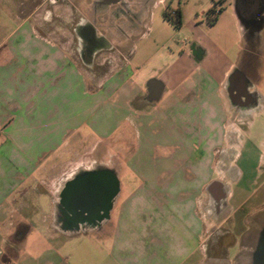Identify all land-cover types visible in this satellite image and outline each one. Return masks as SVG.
Returning a JSON list of instances; mask_svg holds the SVG:
<instances>
[{
  "label": "crops",
  "instance_id": "1",
  "mask_svg": "<svg viewBox=\"0 0 264 264\" xmlns=\"http://www.w3.org/2000/svg\"><path fill=\"white\" fill-rule=\"evenodd\" d=\"M173 1L152 0L132 17L135 28L119 35L90 30L99 44L84 56L76 28L74 44H63L33 26L31 14L7 34L0 58V264H202L212 228L233 220L235 239L247 233L253 194L232 207L240 177L225 194L213 164L235 146L228 118L251 107L234 106V78L246 88L251 82L228 55L245 49L238 43L249 33L235 0H176L178 29L163 17ZM209 2L219 3L212 25L186 12ZM102 15L94 20L106 23ZM162 24L173 37L187 31L190 42L162 51L171 41L160 36ZM218 28L233 34V45L215 38ZM115 135L119 156L110 149L102 161L70 166L79 148ZM82 182L100 191L108 184L107 205L87 222L66 207ZM210 200L217 203L212 216ZM39 210L43 218L32 220Z\"/></svg>",
  "mask_w": 264,
  "mask_h": 264
},
{
  "label": "rangeland",
  "instance_id": "2",
  "mask_svg": "<svg viewBox=\"0 0 264 264\" xmlns=\"http://www.w3.org/2000/svg\"><path fill=\"white\" fill-rule=\"evenodd\" d=\"M93 1L94 0H0V58L5 54L4 51L7 45L5 40L7 34L13 27L21 22V20L18 19L20 16H28L29 14H31V19H29V21L33 26L43 28L46 32L48 31L51 38L63 44H70L71 42L74 44L75 36L72 34L74 28L78 26L77 24L82 23V19H84V22L89 19ZM149 2H152V0H149ZM177 3L178 2L174 0L171 4V8L165 9V12L171 13L175 11L172 10V8L177 7ZM218 5L219 3L217 2H209L208 5L205 4L200 7H194L190 4L186 12H197L199 15L197 22L202 21L204 24H209L213 15H208V12L213 8H215V11L219 12V10H217ZM109 6V17L102 15L99 17L100 20H103L105 17L111 19L110 16L112 15L110 12L112 10H118L117 8L119 5ZM160 11L162 10H157V12ZM262 19L264 20V17ZM98 22L100 21L98 20ZM165 22L175 27L172 22L167 20H165ZM157 27L163 29L160 33L162 38L171 36V41L169 43H162L164 44L160 47L162 51L168 49V46L183 47L184 44L187 45L190 42L191 37L187 31L181 30L173 37V30H168L163 24L161 27ZM175 28L178 29L180 27ZM203 30L207 36L211 37L212 31L208 29V27H205ZM218 30L219 28L213 33L216 39H219L223 35L224 39H228L230 45L234 44L235 38L233 34L231 35L232 37H230L226 31L224 32L226 35H224L220 33L221 30L219 32ZM249 34H247L248 37L244 39L241 44L240 42L238 43L239 47H245V49L238 52V54L235 50L228 55L229 57L231 56L236 66L244 73L247 82H251V85L245 90V95H241L236 102L233 101L234 106L243 109L248 104L247 102L251 101V107L243 109L238 115L228 118L226 127L234 131L233 135L230 134L231 137L235 136V134L237 135V137H235L236 140L230 141L231 144L234 142L235 146L225 147L223 156L221 153L216 157L217 163L213 164V168L215 173L222 179V182H224L223 189L225 194H227V189L230 188L229 185L234 183L236 176L240 177L233 187L235 196L231 199L230 204L233 207L237 203H243L247 195L252 192L256 213L249 217V229H247V233L242 236L241 239H235L232 236L230 230H233V226L236 225V222L233 220L228 223V226L225 225L218 230L212 228L211 231L208 232L207 237H205L206 239L202 245V251H206V258L202 260V264H256V254L260 248V243L263 241L264 101L262 95H264V25L261 30H253V32ZM76 41L78 44H82L79 37L76 38ZM159 61L161 65L166 62L165 58L162 57H160ZM80 62L81 65L85 63L82 60ZM165 75L166 74H164V76ZM247 95L249 96L248 101L246 100ZM119 139V135H115L108 141L101 143L93 142L90 147L85 146L79 149L77 148L76 154L74 153V161H77L70 166H76L75 164L77 162L79 164L85 163L84 166H86L87 161L96 158L102 161L105 157L111 155L109 152L110 149L112 154L119 156ZM44 201L45 198L42 199L43 208L47 206L46 209H48L50 207L49 200L47 199V201ZM218 204L219 206H223V202H219ZM216 205L217 203L210 200L208 204V214L210 216L214 214L212 211L214 212L213 208ZM260 210L262 212H258ZM45 212L44 210L34 212L30 218L40 221ZM212 219L214 220V217H212ZM15 237L16 234L10 240L9 245H13ZM68 240L70 241L69 238ZM237 240H239V242ZM234 245L235 247H231Z\"/></svg>",
  "mask_w": 264,
  "mask_h": 264
},
{
  "label": "flooded vegetation",
  "instance_id": "3",
  "mask_svg": "<svg viewBox=\"0 0 264 264\" xmlns=\"http://www.w3.org/2000/svg\"><path fill=\"white\" fill-rule=\"evenodd\" d=\"M149 3V0H94L92 2L91 13L89 15L91 24L92 22L94 24L91 25L88 20L84 22V19H82V23L77 24L78 26L76 27V31L81 37L80 39H82L81 55L84 56L85 52L93 50L94 48H96V46H98L99 41H92L91 39H93V37L90 36V33L94 30L95 27L107 28L108 30L111 29L114 31V34L117 35L124 33L127 30H132V28H135L134 19L132 17H135L140 12H145ZM109 5H119L117 8L118 10H112L110 12V14L112 15L110 16L111 19L106 18V23H98V21H95L94 16L96 13H102L104 16L109 17ZM235 6L237 14L240 17L242 23L246 26L248 33L253 32V30L257 29L260 26V22L264 17V0H235ZM101 41L104 40L102 39ZM234 79L235 80L231 85V92L233 101L236 102L239 97H241V95H245L246 86H241L239 77H236ZM248 97L249 96L247 95V101L249 99ZM247 103L250 104L251 101H248ZM79 186L86 187L87 189L83 190L96 194L95 197H93L92 200L83 202V204L80 206L74 201V197L69 195V198H67L66 207L71 212H73L74 220L76 219L81 222L91 221L107 205L106 202L108 184H106V188H104L103 191H100L98 190V188H94L90 184L82 182L78 185L76 184L75 186H73L74 192H78V188H80ZM101 192H103L104 194ZM80 210L86 211L87 214L80 215ZM262 239H264V236L262 237ZM258 254H260L259 251L256 255ZM262 256H264V252L262 253Z\"/></svg>",
  "mask_w": 264,
  "mask_h": 264
},
{
  "label": "water",
  "instance_id": "4",
  "mask_svg": "<svg viewBox=\"0 0 264 264\" xmlns=\"http://www.w3.org/2000/svg\"><path fill=\"white\" fill-rule=\"evenodd\" d=\"M263 25H264V20H262L260 22V26L257 29H255V30H261ZM83 187L78 188V193L74 195V201L80 206L83 204V202H85L87 200H92L93 197H95V195H96L94 193H89V194H85V195L84 194H79V193H81L83 191V189H87L86 187H84V188ZM79 214L80 215H84V214H87V212L83 211V210H80ZM259 247L260 248L258 249V251L260 252V254L257 255L256 264H264V256H262V253L264 252V239L260 243Z\"/></svg>",
  "mask_w": 264,
  "mask_h": 264
},
{
  "label": "trees",
  "instance_id": "5",
  "mask_svg": "<svg viewBox=\"0 0 264 264\" xmlns=\"http://www.w3.org/2000/svg\"><path fill=\"white\" fill-rule=\"evenodd\" d=\"M218 14L219 12L215 11L214 8L208 12V15H213V18L209 23L210 25H212L217 20ZM163 17L165 18V20L172 22L177 28L180 27L182 24L181 15L179 11H172L171 13L164 12Z\"/></svg>",
  "mask_w": 264,
  "mask_h": 264
}]
</instances>
